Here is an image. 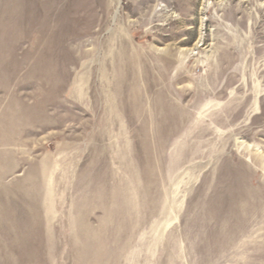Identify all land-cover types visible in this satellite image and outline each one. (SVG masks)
Masks as SVG:
<instances>
[{
  "label": "rangeland",
  "instance_id": "rangeland-1",
  "mask_svg": "<svg viewBox=\"0 0 264 264\" xmlns=\"http://www.w3.org/2000/svg\"><path fill=\"white\" fill-rule=\"evenodd\" d=\"M0 264H264V0H0Z\"/></svg>",
  "mask_w": 264,
  "mask_h": 264
}]
</instances>
